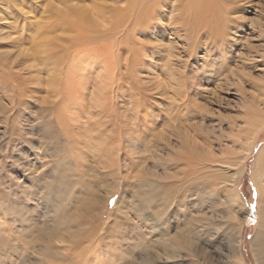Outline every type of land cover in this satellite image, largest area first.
Returning a JSON list of instances; mask_svg holds the SVG:
<instances>
[{
    "label": "rangeland",
    "instance_id": "rangeland-1",
    "mask_svg": "<svg viewBox=\"0 0 264 264\" xmlns=\"http://www.w3.org/2000/svg\"><path fill=\"white\" fill-rule=\"evenodd\" d=\"M132 1L127 10V0H0V264H35L42 257V240H51L44 255L47 264H69L73 254L84 251L76 264H263L264 252L259 259L251 240L258 233L264 240V225L259 224L262 207L264 213L259 202L264 179V0H222L229 43L214 39L218 49L206 54L196 46L205 32L196 36L188 28L196 0H161L156 30L137 28L148 23L145 9L151 0ZM65 7L66 16L61 12ZM78 9L87 21L97 15V34L102 29L98 15L109 27L115 24L116 29L105 31L117 46L130 30V75L123 57L111 51L112 60L125 70L117 73L119 87L110 91L103 77L100 85L97 73L89 74L93 82L87 85L91 94L84 104L96 110L90 95L99 86L104 94L110 91L105 105L118 111L135 102L140 112H133L137 118L130 121L138 139L133 144L125 142L116 124L108 140L92 137L94 118L79 125L65 117L57 101L44 97V83L18 99L20 78L31 73L27 66L43 57L34 53L40 44L47 48L45 55L52 52L61 60L80 38L83 29L78 34L71 23ZM90 46L100 50L102 42ZM41 76L38 81H46ZM63 79L58 89H66ZM14 104H21L19 115L13 114ZM83 128L89 132L79 133ZM183 154L192 156L196 173L189 223L179 211L173 224H168L169 216L152 230L150 210L138 197L151 179L166 188L170 180L180 179L183 193L176 194L177 200L188 204V177L184 183L174 164ZM234 172L244 209L226 199ZM184 224L188 242L182 234L175 236ZM162 239L166 249L154 241ZM170 241L177 244L171 247Z\"/></svg>",
    "mask_w": 264,
    "mask_h": 264
},
{
    "label": "bare ground",
    "instance_id": "bare-ground-1",
    "mask_svg": "<svg viewBox=\"0 0 264 264\" xmlns=\"http://www.w3.org/2000/svg\"><path fill=\"white\" fill-rule=\"evenodd\" d=\"M158 1H160V4L157 5ZM145 2L146 1H144V3ZM148 2H150V1H148ZM193 2H194V0H193ZM223 2L224 1H222V0H196L194 6L192 3L191 10H190L191 11L190 20H192V24L188 28H191L193 30L191 33L196 34V36H197L198 31H204L205 32V33H203L205 35V39L202 42L197 40L198 42L196 45L197 47L201 46V48L204 50L205 54L207 52H209V49L217 47V45L215 44L216 42L215 43L213 42L214 39L222 40V42H225V40H226V46L229 43V39H228L229 31L227 29V24H226V30L224 27L225 9L222 8L224 6V5H222ZM132 3H133L132 0H127V7H126L127 10H131V8L133 7ZM161 5H162L161 0H151L150 7H148V9L147 8L145 9V14L147 15L148 23L145 24V22L143 20L142 22H144V24L138 25V27H137L138 30H139V27H140V30L142 28L146 30L147 29L146 27L149 25L152 28L151 30H153L155 28V24H156L155 20H157V18H159L156 11L159 9V7ZM140 8H142V7H140ZM81 10L82 9H78V10L74 11L75 14L71 17V23L78 27V31H79L78 34H80V32L83 29V31H82L83 33L81 34L80 38L79 37H78L79 39L77 38L78 40L75 42L74 46L71 47L70 51L64 50V53L66 54V56L64 58H62L61 60L56 58L52 52H50L48 55H45V50H47V48L41 46V44H40V46H38L34 50V53L36 54L37 57L43 56L42 58H44L45 61L42 60V58H36L37 63L36 62H30V64L27 66V67H30L31 73L28 74V76H24V77L22 76L20 78L21 83L18 85V88L20 90L18 99L20 97L27 95V93L29 94L30 91H32V93H33L35 90L36 91L39 90V87H41L40 83H44L43 84V91L45 92L44 97H46V99L51 98L52 100L57 101L58 106L63 111L65 117H68L69 119L71 118L73 120H78L77 124H79V125L86 124L88 122V118H92V117L94 118V127L92 129H89L92 137L102 138L103 141L108 140L110 138L109 136L113 134V132L115 130L114 129L115 127H113V126H115V124H116V126L118 125L117 128L124 134V139L126 140L125 142L128 141V143L131 142V144H133L138 139L134 138L133 131L129 127L131 124L130 121L137 118V115L133 112H140V111H138L139 107L136 105V103L134 101H133L134 103L132 102L133 105H128L131 107L124 108L121 111L120 110L118 111V108L113 107L112 105H105L106 100L110 99V97L108 98L110 91L117 90V87H119L118 84L121 82L120 76L117 75V73L120 74V71L122 70V68H120V67L122 65L120 66L119 65L120 63L117 64L115 61L112 60L111 56L113 53H111V51H114L119 57L122 56L124 61H125V66L123 65V67L126 71L123 69V71H121V72L125 71V72L129 73V71H127V69L129 66H131L130 60L132 57L130 55L131 54L130 53V47L128 46V44L133 42L132 40L131 41L129 40V39H131V38H129L130 30L128 28L127 29L125 28L126 33L122 34V36L120 37V40L123 42V43L121 42L122 46L121 47L117 46L118 44L116 45L114 43V41L112 42L113 39L110 40L109 35L111 33L108 35L107 33H109V31H107V33L105 31V29H108V28H115L116 29L115 24L111 23V25L109 27L108 26L109 23L108 22L105 23V21L102 19V17H100L98 15V18L100 19V27H102V29L97 34V32H95L96 30L93 31L95 29V27L98 26V25H96L97 22L95 21L97 15L96 14L93 15V17L87 21L86 15L83 14L85 12L80 14ZM138 10H140V9H138ZM227 10H228V8H227ZM227 10H226V14H227V12H229ZM83 11H84V9H83ZM61 12L63 13L64 16H66L67 15V7H65ZM71 14H73V12ZM115 17H116V15H115ZM77 20L82 21V22H79L78 24H76ZM125 20H123V21H125ZM87 28L89 29V32L87 31ZM119 29H117V30H119ZM138 30H136V31H138ZM155 30H156V28H155ZM179 30L183 31L184 29L182 27ZM63 31H65V29H63ZM90 32H95L96 34L91 35V34H89ZM117 32L119 35L121 34V33H119V31H117ZM68 33L70 34V32H68ZM225 33H226V39H225ZM66 37L67 36H65L64 38H66ZM116 39H117V37H116ZM106 41L107 42L111 41L112 44H108V43L104 44ZM93 42H98V43L102 42L101 49L99 50V49H95L94 47L92 48V46H90V44ZM110 45H112V46H110ZM132 46H134V44ZM137 46L140 47V49H141V46H139V45H137ZM53 47H55V46H53ZM132 49H133V47H132ZM137 49H139V48H137ZM137 49L133 50L135 52V54L138 53V52L136 53ZM217 49H218V47H217ZM226 50H227V47H226ZM164 52L167 53L166 51H164ZM141 53L144 54V52H141ZM116 54H114V56ZM221 54H220V56H221ZM222 55H224V54H222ZM139 56H140V54L138 55V60H140ZM118 61H119V59L117 60V62ZM131 61H134V60L132 59ZM31 68L34 69L33 72H32ZM128 70H130V69H128ZM8 71H10V70H8ZM94 73H97L96 78H98V80H96V81H98V84L100 82H102L101 77H103L104 82L107 84L104 86L108 90H110L109 94H106V93L104 94L105 90H103V89L101 90V87L97 86L98 91H96L92 95H90V100L92 102L91 108L95 107V109H96L95 111H93L94 108L92 110L91 109L89 110V107H85L86 104H84V101H85L84 97L87 98L86 96L90 93V92L86 91L87 85H89L90 81H92V80H89V78H90L89 74H94ZM130 73H129V75H130ZM41 75L42 76L45 75L47 77L46 81H40V82L38 81ZM127 76L128 75H126V77ZM61 79H63L65 81V83H64L65 87H66L65 90H63L61 87H60V89H58L60 82H61ZM125 83H127V82H125ZM94 85H95V83H94ZM100 85H101V83H100ZM127 85H130V83H128ZM123 89H125V88H123ZM40 90H41V88H40ZM187 96H188V94H187V92H185V97L187 99L185 102L186 108L188 106L187 102L189 99V97H187ZM19 100H21V99H19ZM27 100H29V99H27ZM125 104H127V102ZM14 105H15L16 109H14L13 114L19 115V111H20L19 105H21V104H18V105L14 104ZM11 106H13V105H11ZM59 107H57V109H59ZM127 112H130V114L127 115ZM141 114L143 117L142 121L145 122V120H146L145 116L146 115L143 112ZM115 115L122 118L121 121L120 120L118 121L117 118H115L116 120H113L114 119L113 116L115 117ZM15 118L16 117H14V119ZM83 118H86V119H83ZM153 121L154 120L152 119V122ZM77 124H74V125H77ZM108 125L110 126L109 130L107 129V127H109ZM104 127H106L107 130L106 129L102 130V128H104ZM84 128L80 129L79 133L82 134V133H84L85 130L88 131V128L87 129H84ZM87 131H86V133L89 132V131L88 132ZM99 132H100V134H99ZM88 135L86 134V136H88ZM102 135H104V136H102ZM254 141H255V139L248 144L247 155L245 157V161L250 154V150L254 144ZM251 144H252V146H251ZM124 146L127 147L128 145L124 144ZM182 156H183V159H181L179 162H175L174 164H175V167H178L179 170H181L182 173L184 174V177H183L184 183L188 177V179H187V187L188 188H187V191L185 194V197L186 198L188 197V199H186V200L187 201L189 200L188 204H184L183 200H180L181 202H178V200H177L176 194H178V193L182 194L183 193V191L181 189H179V186L181 185V182H182L180 179L178 181H176V179L170 180L171 184L170 185L167 184V188H166V183H162V181L158 180L157 178L151 179L147 183L148 186H147L146 190L142 194H140L138 197L139 201L143 200V203L147 205L146 209L150 210L149 214H151V215L148 214L149 215L148 220H149V222L153 221L152 230L155 229V227H156L155 223L161 224V222L165 221V219H167L169 216L170 217L168 219H172V220L169 221L168 224L169 223L173 224V222L178 217L179 211L182 214H184V219L187 221V223H189L188 216L190 215V212L188 211V208H189V206H192L193 198L195 196L194 192H191V186L190 185H192L191 180L194 179V176L196 175V173H195V171L193 172L192 156L191 155L187 156L184 154ZM260 159H261V162H263L262 163L263 164L262 171H264V153L263 152L260 155ZM241 165H242V163H241ZM241 165H239V166H241ZM244 165L245 164H243V167H244ZM120 168L122 169L121 166H120ZM241 169H242V167H241ZM164 171H165V173L168 172L167 169H164ZM235 174H236V172L233 173V179L231 180L233 182H231V185H229L230 191H229V193L226 194V199H227L228 203H230L231 205L236 204V205L240 206V208L244 209L243 203L240 202V200H239L240 199L238 196L239 193L237 194V192H236V183L234 182V178H235L234 175ZM167 177L169 178V176H167ZM126 178H127V176H126ZM262 182H263V185L261 186L262 189L259 192L260 193L259 194V196H260L259 202L261 205H262V202L264 203V179L262 180ZM161 184L166 189L162 188ZM209 196H211V194H209ZM135 199H137V198H135ZM134 206H135V204H134ZM181 206H183L184 208H181ZM22 208H23V206H22ZM157 209H159V210H157ZM13 210H16V209H13ZM17 213L18 214L22 213V209L17 210ZM114 215L115 214H113V217H115V220H116L117 216H114ZM152 218H154V219H152ZM259 224L264 225L263 207L261 208V211L259 212ZM185 228H186V225L184 224L182 226V233H180L177 230V229H179L177 227V229L175 230L176 231L175 236L182 234V236H179V237L182 238L183 242H186V241L188 242L190 236L188 235L187 232H185ZM262 231L264 232V226H262ZM258 234H261V233H258ZM258 234H257V236L254 235V237L252 238L251 245H253L256 248L255 253H256V255H258V258L261 259L260 257L262 255V253L264 252V240ZM170 236L173 237L174 233ZM29 240H30V238H29ZM154 241H156L158 246L164 245L163 248L166 249V245L168 244V243L165 244L166 240L162 239V241H157V240H154ZM50 243H51V240H48V241L42 240L41 246L39 247V254L42 255V257L40 256L39 258H41V259H38L37 261H35V264H44V263L47 264V260H46L44 255L47 251H49L51 249ZM170 244H171V247H174L177 244V242L173 243L170 241ZM32 246L33 245H31V247ZM85 250H87V249H85ZM86 252H88V251H84L83 253L80 252V253L73 254L74 256L71 255L72 257L69 261V264H76L74 262L75 259L80 261V257L82 256V254H84ZM263 264H264V261H263Z\"/></svg>",
    "mask_w": 264,
    "mask_h": 264
}]
</instances>
